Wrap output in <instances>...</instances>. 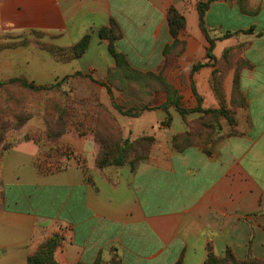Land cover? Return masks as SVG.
Wrapping results in <instances>:
<instances>
[{
    "label": "crops",
    "instance_id": "crops-1",
    "mask_svg": "<svg viewBox=\"0 0 264 264\" xmlns=\"http://www.w3.org/2000/svg\"><path fill=\"white\" fill-rule=\"evenodd\" d=\"M195 2L0 0V27L10 33L55 35L61 48L89 34L86 52L60 64L57 77L81 72L103 81L115 60L99 30L114 20L123 35L118 51L134 68L158 72L163 49L173 42L167 13L175 6L186 19V60L194 62L190 55L203 60L200 71L188 68L189 75L204 107H216ZM205 26L215 38L230 34L217 39V58L225 47L245 43L244 68L225 80L226 100L236 101L238 95L243 100L234 108V121L221 122L220 132L204 147L192 144L179 150L171 138L181 122L182 131L186 129L182 117L172 112L163 125L165 112L153 113L156 142L149 159L135 170L98 168L88 131L64 135V152L53 171L47 170V162L40 166L35 143L10 149L1 169L0 263L26 264L54 235L60 238L55 251L59 264H92L99 256L110 260L112 253L123 264H204L208 246L218 256L231 248L238 259L251 255L264 261V0L253 14L214 0Z\"/></svg>",
    "mask_w": 264,
    "mask_h": 264
},
{
    "label": "rangeland",
    "instance_id": "rangeland-1",
    "mask_svg": "<svg viewBox=\"0 0 264 264\" xmlns=\"http://www.w3.org/2000/svg\"><path fill=\"white\" fill-rule=\"evenodd\" d=\"M199 0H196L195 5ZM208 0H205L207 2ZM239 6L245 13H255L261 0H226ZM212 3V2H211ZM250 33V30L244 31ZM208 29L212 43L208 42L206 35V53L209 67H212L210 79L211 88L218 98L216 107H204L202 99L197 94L192 73L200 71L203 60L190 57L194 62L186 60V39L181 34L183 46L173 50L169 61L158 72L141 71L143 75L129 74L125 76L115 73L111 80L105 76L103 81H97L91 76L77 72L70 76L57 77L60 64L70 59H78L73 56L72 47L61 48L57 45V37L38 31L29 33H10L0 27V202L2 199V159L4 154L15 146L33 142L38 146L42 161L47 162L50 171L59 167V158L64 152L60 141L68 132L73 131L80 136L86 131L93 136L96 145L94 163L100 156V145L96 141L94 130L96 126L103 129V138L110 144L124 141L134 142L138 138H153L143 141L137 149H132L126 156L124 165H110L111 168L128 166L134 161L135 170L140 164L146 162L151 153L153 144L156 142L157 129H153L151 114L163 111L166 119L173 114L182 117L180 127L172 135L171 143L176 148H184L188 145V137L185 133L190 131L194 144L201 146L213 142L214 135L222 129L221 122H228V116H232L234 108L243 103L242 98L236 96V101L226 100L227 92L225 80L231 73L237 75L242 68L241 53L245 47L244 42L227 46L222 50V55L217 58L213 54L217 39L230 37V34H220V38L212 36ZM123 36V35H122ZM118 48V47H117ZM180 51V52H179ZM127 57V56H126ZM131 64V63H130ZM233 68V71H232ZM136 69V68H135ZM138 70V69H137ZM154 76H149L147 73ZM159 77V78H158ZM64 78H68L63 80ZM19 79L27 80L36 87H51L59 83L49 91H33L22 86ZM218 94V95H217ZM194 95L195 99L190 100ZM178 107L189 111L185 115L178 112ZM168 104V105H166ZM66 107L71 113L70 130L57 141H49L47 133L49 128H56L58 109ZM142 110L137 116L123 114V110ZM121 108V110H120ZM123 108V110H122ZM119 109V110H118ZM206 112V113H204ZM200 118L198 120L195 118ZM51 120V123L49 121ZM169 120V121H168ZM196 121V123H195ZM170 122V118L163 125ZM160 124V127L163 126ZM2 127V129H1ZM188 129V130H187ZM198 132L194 133L195 131ZM175 139V141H174ZM176 144H175V143ZM130 151V150H129ZM112 157L118 158L119 154L111 151ZM144 156V160L141 158ZM116 256L112 253L111 259ZM110 260L102 258L104 263ZM8 264V263H0Z\"/></svg>",
    "mask_w": 264,
    "mask_h": 264
},
{
    "label": "trees",
    "instance_id": "trees-1",
    "mask_svg": "<svg viewBox=\"0 0 264 264\" xmlns=\"http://www.w3.org/2000/svg\"><path fill=\"white\" fill-rule=\"evenodd\" d=\"M213 1L214 0H208L207 2H205V0H199L195 6L199 14L200 27L203 33L206 35L208 42L210 43H212L213 39L210 38L208 34V28L205 26V14L207 10L209 9L211 2ZM167 22L169 25L170 34L173 38V42L170 45H166L163 49V55L165 57V64L168 63L169 58L171 54L173 53L174 49L179 48V47L180 49L182 48L183 40L181 39V34H183L184 30L186 29V19L175 6H171L169 8L168 13H167ZM99 36L101 39L108 41V50L115 60V66L111 68L107 73L108 81L109 79L111 80L112 76L115 73H121L125 76L128 75V77L130 73L137 74V75L144 74L143 72L135 69L130 64L125 54L118 51L117 42L122 38V31L119 25L114 20H111L109 26L102 27L99 30ZM90 40H91L90 35L86 34L71 48L73 52V56L75 58L80 57L82 54L86 52L90 44ZM147 74L149 76H154L150 72ZM66 79L68 78H64L63 80H66ZM16 81H19L23 87L29 90H33V91H49L50 89H53L59 85V83H57L56 85H53L51 87H36L33 83H28L27 80H24V79H19ZM175 105H176L178 112L181 113L182 115L183 114L185 115L186 113L189 112V111H185L184 109L179 108L178 103H176ZM145 109L147 108L144 107L140 109V111H135L134 109L123 110L122 108L123 110L122 113L126 115H130V116H137L142 110H145ZM58 111H59V114L57 117V123L59 125L56 128H51L50 126L49 131L47 133V139L52 142L59 140L64 134H66L70 130L72 126L70 122L71 113H69V110L66 107L60 106ZM228 121L232 123L234 121L233 116H228ZM49 123L52 124L51 120L49 121ZM102 129L103 128L98 125L96 126L94 130L96 141H98L101 147L100 156L98 157L97 162H96V166L100 169L107 168L110 165H115V164L124 165V163L126 162V158L128 157L126 155L129 152H131L132 149L134 148L137 149L139 147L138 145L143 141H149L150 142L149 145H151L152 142L154 141L152 137L151 138L142 137V138L136 139L134 142H131V143H129L128 141H124L120 145L118 144V142L114 144H110L108 140L103 138ZM198 131H200V129L199 130L196 129L194 133ZM185 135L186 137H188L187 139H189L188 145L194 144V141L190 140L192 138L191 136L192 133L189 131V132H186ZM177 149L182 150L180 148H177ZM112 150L114 152L116 151L119 154V156L118 158H114L113 160H110L109 158L112 157V154H111ZM144 159L145 158L143 156L141 160H144ZM134 163L135 162L133 161L130 164L132 170L135 168ZM59 241H60V238L57 235H54L52 238L46 240L44 243H42L38 247L36 252L28 258L26 264H59V262L55 258V251L59 244ZM79 264H82V263H79ZM92 264H123V262H122V259L118 255L114 256L109 263H104L102 260V257L99 256ZM175 264H182V262L179 260ZM204 264H264V261L259 260L251 255H248L245 259H238L231 248H227L223 256H218L213 252L212 247L208 246V257Z\"/></svg>",
    "mask_w": 264,
    "mask_h": 264
}]
</instances>
